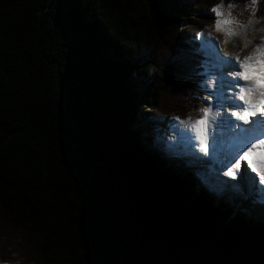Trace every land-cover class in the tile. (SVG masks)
<instances>
[{"label":"trees","instance_id":"obj_1","mask_svg":"<svg viewBox=\"0 0 264 264\" xmlns=\"http://www.w3.org/2000/svg\"><path fill=\"white\" fill-rule=\"evenodd\" d=\"M249 2L0 0L1 263L264 264V199L211 195L147 129L204 97L210 9Z\"/></svg>","mask_w":264,"mask_h":264},{"label":"rangeland","instance_id":"obj_2","mask_svg":"<svg viewBox=\"0 0 264 264\" xmlns=\"http://www.w3.org/2000/svg\"><path fill=\"white\" fill-rule=\"evenodd\" d=\"M220 6L219 11L222 15L218 17V19L221 20V29L218 30L213 26L207 28L199 37L196 35V40L201 43L200 50L205 53L207 62L206 71H204L206 77L203 85L206 93L205 97L199 98V103H197L198 106L189 113L184 123L171 120L170 117H168L162 120H155L152 123L150 122V124H153L158 131L163 130V136L166 132L165 128L169 127L176 138L174 141L169 138H164V141L160 139L162 148L165 150L166 147L172 151L183 154L184 161L192 169L195 176L197 175L196 177L200 180L199 182L202 183L201 187L205 186L207 190L211 191V195H215L217 193L215 191L223 188L218 182V179L229 178L234 182L236 188L234 191H236L237 194H243L247 197L254 195V198L261 200L264 198V185H260L259 178L256 174L254 176V173H251V175L247 173V175L242 178V182L240 180L236 181L237 179L234 181L231 177L222 173L216 174L217 171L214 172V170L210 168L211 161L213 160L210 158L207 159L203 153L199 152V141L195 139V134L190 129L191 120L202 119L204 117V114L197 111V109L209 108L210 111L207 120L209 154L211 156L213 155L212 150L215 154L219 152V148L215 151L220 139L216 127L220 126L223 128L229 121L234 122V117L232 119L231 112L226 111V109L230 108L233 103L240 105L243 102L238 99L236 101L224 100V108L218 109L217 95L223 99L231 97L234 93L239 91L238 88H229L234 77L229 76L228 73L240 70L238 66H234L236 64L235 58H239V61L242 62L245 56L255 52L258 42L264 39V19H257L255 17V5L252 2H249L246 7H229V5L226 4ZM225 20H229L231 23L224 24L223 21ZM225 29L231 30L232 34H229ZM228 61H232V63H227ZM210 80L215 81V86L209 85ZM239 84L241 86H246V82L244 83L242 80L239 81ZM209 96H212L210 101L206 99ZM140 108H142V105ZM236 111L239 112V107L236 108ZM213 113L216 114L215 120L212 119ZM221 116H223L224 119H221ZM189 118H191V120H189ZM144 132L145 135H148V131ZM156 133L157 131L155 130V132H153L154 138L159 137ZM157 142L159 141L157 140ZM213 145H215L214 148L212 147ZM198 165H201L200 167L205 169L207 176H203L202 171L197 172Z\"/></svg>","mask_w":264,"mask_h":264},{"label":"snow or ice","instance_id":"obj_3","mask_svg":"<svg viewBox=\"0 0 264 264\" xmlns=\"http://www.w3.org/2000/svg\"><path fill=\"white\" fill-rule=\"evenodd\" d=\"M255 4L256 0H252ZM232 5L229 4V7ZM221 6L219 4L214 5L210 11L215 14L216 17H220L222 13L219 11ZM224 24H229L231 21L225 20ZM215 27L221 29V20H215ZM231 33V30L225 29ZM197 37L201 33L196 34ZM236 64L234 66L239 67V71L228 73L229 76L234 77L231 81L229 88H238L239 91L234 93L233 96L223 98L217 95V108H224V100L242 101L243 103L237 105L233 103L226 111L231 112V116L237 121H242L245 125H249L248 128L243 130V135L238 141V146L234 151L226 156L224 160L220 161L221 167L226 168L224 173L226 176L236 179L239 174L241 177L247 175V170L250 169L252 173H255L259 178V183L264 185V39L258 42L255 52L251 55H247L243 58V61H239V58H235ZM227 63H232L228 61ZM246 82V86H241L239 81ZM210 86H215V81H209ZM208 101L212 99V96L206 98ZM237 107L243 109L242 114L236 111ZM197 111L204 114L202 119L191 120L190 129L195 134V139L199 141L201 152L207 156L209 154V137L207 134V120L209 108H200ZM216 114L213 113L212 119L215 120ZM254 117L250 121V118ZM175 119L179 120V117ZM221 119H224L221 116ZM230 126L237 129L240 128L238 123L229 121ZM213 148L215 145L212 146ZM259 147L260 152L255 150ZM244 161L243 169L241 162Z\"/></svg>","mask_w":264,"mask_h":264},{"label":"bare ground","instance_id":"obj_4","mask_svg":"<svg viewBox=\"0 0 264 264\" xmlns=\"http://www.w3.org/2000/svg\"><path fill=\"white\" fill-rule=\"evenodd\" d=\"M243 81V80H242ZM245 83V82H244ZM246 85V84H245ZM239 112L242 114V112H243V109L241 108V107H239ZM232 119H233V117H232ZM250 121H251V119H250ZM234 122L235 123H237L238 121L236 120L235 121V118H234ZM235 127H232V126H230V124H229V122H228V124H226L223 128L222 127H220V126H218V127H216V130L218 131L217 133L220 135V139L219 140H221V138H222V136H226V134L228 133V132H230V131H232L233 129H234ZM207 130H208V127H207ZM168 132V131H167ZM169 134H170V132H168ZM168 134V135H169ZM173 135V134H172ZM217 148H218V146L216 147V149H215V151H217ZM199 152H201L200 150H199ZM212 152H213V155L211 156L210 154H208L207 156H206V158L207 159H209V157H215V153H214V151L212 150ZM202 153V152H201ZM199 167H197V172L199 171H202V174H203V176H207V172L205 173V169H203V168H201L200 166L201 165H198ZM213 168H217V166H214ZM248 172H250L251 173V170L250 169H248L247 170ZM226 172V170L224 171V173ZM200 174V173H199ZM202 174H200V175H202ZM197 176V175H196ZM238 177L240 176L239 174L237 175ZM243 180V179H242ZM242 180L240 179V181L242 182ZM237 181V180H236ZM252 187V186H251ZM253 194V193H252Z\"/></svg>","mask_w":264,"mask_h":264}]
</instances>
